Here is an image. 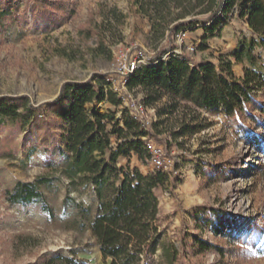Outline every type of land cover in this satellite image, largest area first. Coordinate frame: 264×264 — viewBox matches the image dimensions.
I'll use <instances>...</instances> for the list:
<instances>
[{
    "label": "rangeland",
    "instance_id": "rangeland-1",
    "mask_svg": "<svg viewBox=\"0 0 264 264\" xmlns=\"http://www.w3.org/2000/svg\"><path fill=\"white\" fill-rule=\"evenodd\" d=\"M46 2L51 8L59 6L63 10V19L46 28L35 26L27 0H11L0 8L1 96H28L29 103L38 106L55 100L63 83L85 82L94 73H106V83L119 94L125 92L126 81L118 73V61L123 56L143 59L141 65L158 60L155 53L163 42L150 35L147 22L134 13L127 0ZM108 10L126 18L117 23L114 16L108 15L105 20L102 13ZM215 17L219 19L220 14ZM210 23L195 24L181 41L175 36L176 48L168 49L162 60L180 54L193 60H216L218 55H230L252 38L245 20L234 13L224 22L218 21L207 41L209 49L200 51L199 42L206 35L203 27L209 28ZM99 25L106 37L101 48ZM189 47H195L194 52ZM253 56V70L264 74V49L256 46ZM232 71L242 78V66L233 65ZM140 96L137 91L130 94L133 102ZM251 104L242 118L203 112L197 120L202 130L182 137L179 146L167 151V169L175 166L181 183L157 192L159 230L165 244L183 248L187 264H264V255L256 253L257 244L240 240L250 221L264 225V90L252 94ZM95 106L102 113L116 112L117 119L122 115V106L105 101ZM141 119L150 125L155 111L150 109ZM171 125L167 129L175 127ZM53 133L59 134L58 130ZM111 140L116 142L114 137ZM153 143L163 149L161 144ZM62 151L63 144L54 145L45 136L41 122L21 130L1 123L0 264H65V259L76 264L109 263L103 260L89 231L98 207L95 187L69 185L59 172ZM126 162L120 158L118 166ZM129 166L144 175L156 170L133 153ZM43 176L54 179L50 187L41 189L43 202L22 206L8 201L7 193L17 183ZM193 238L208 242L212 250L199 253ZM143 263L164 264L159 253Z\"/></svg>",
    "mask_w": 264,
    "mask_h": 264
},
{
    "label": "trees",
    "instance_id": "trees-1",
    "mask_svg": "<svg viewBox=\"0 0 264 264\" xmlns=\"http://www.w3.org/2000/svg\"><path fill=\"white\" fill-rule=\"evenodd\" d=\"M27 1L31 3L29 12L35 26L46 28L63 19L59 6L51 8L46 0ZM10 2L0 0V8ZM127 2L147 22L150 35L163 42L155 53L158 58L155 63L134 70L126 79L125 92L119 94L106 83V73H94L85 82L63 83L55 100L38 106L31 105L28 96L0 95V125L4 121L21 130L41 122L45 136L54 145L63 144L59 172L72 187L90 184L95 187L98 207L91 217L89 231L98 243L103 260H109L108 264H145L146 259L157 253L164 264H187L183 248L165 244L159 230L157 192L181 183L175 166L144 175L129 166V159L133 153L143 163L148 162L151 154L146 145L155 142L162 145V160L166 163L170 156L167 151L179 146L178 140L202 130L197 120L203 112L241 117L252 105V94L264 90V74L253 70L254 49L256 46L264 49V0ZM234 13L245 20L252 35L235 52L218 55L216 60H193L187 54L170 55L162 60L168 49L176 48L174 37L179 32L211 20L209 28L203 27L206 35L198 46L200 51L208 50L207 41L218 21L224 22ZM218 14L219 19L215 17ZM108 15L114 16L117 23L126 18L108 10L102 13L103 19H109ZM97 32L101 48L106 37L100 25ZM233 65L242 66V78L233 74ZM134 91L141 96L133 102L130 94ZM103 101L114 107L122 106L121 117L117 119L116 112L111 110L102 113L97 109L95 103ZM134 103L141 104L147 112L155 111V119L150 120L149 126L142 123L131 107ZM170 121L171 127H175L167 129ZM57 130L56 135L53 132ZM163 134L168 135L163 138ZM120 158L126 159L125 166H118ZM53 181L43 176L28 183H17L7 193L8 201L22 206L43 202L41 189L50 187ZM67 200L76 205L73 199ZM203 208L209 207L203 205ZM245 229L240 240L256 243V253L263 256L264 225L250 221ZM193 241L199 253L212 250V245L202 239L193 238ZM64 261L76 264L70 259Z\"/></svg>",
    "mask_w": 264,
    "mask_h": 264
},
{
    "label": "built area",
    "instance_id": "built-area-1",
    "mask_svg": "<svg viewBox=\"0 0 264 264\" xmlns=\"http://www.w3.org/2000/svg\"><path fill=\"white\" fill-rule=\"evenodd\" d=\"M184 35H185V32H179L178 35H176L177 40L179 39L181 41V37ZM188 49L190 52H194L195 47H189ZM118 62H119L118 63L119 65L118 73L119 75H121V77L125 79L124 81H126L128 76L131 75L134 70L139 68L141 64L144 63L143 59L134 58L131 60L130 58H127L126 56H123ZM131 107L134 109L135 113L141 118L144 115V113H147V110L143 108L141 104L134 103ZM141 120H142V123H144V125H149L148 121H145L143 119ZM146 147L149 153L151 154V158L149 160L150 165H152V167L155 169H162L164 171H167L166 163H164L162 160V156H163L162 149L160 147L155 146L152 143H147Z\"/></svg>",
    "mask_w": 264,
    "mask_h": 264
},
{
    "label": "crops",
    "instance_id": "crops-1",
    "mask_svg": "<svg viewBox=\"0 0 264 264\" xmlns=\"http://www.w3.org/2000/svg\"><path fill=\"white\" fill-rule=\"evenodd\" d=\"M125 159V158H124ZM120 160V159H119Z\"/></svg>",
    "mask_w": 264,
    "mask_h": 264
}]
</instances>
